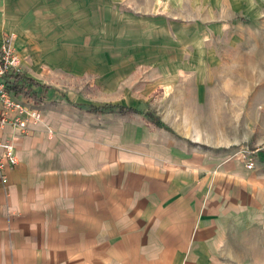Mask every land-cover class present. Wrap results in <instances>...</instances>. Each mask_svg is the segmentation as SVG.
Listing matches in <instances>:
<instances>
[{
    "label": "crops",
    "instance_id": "0c3cea01",
    "mask_svg": "<svg viewBox=\"0 0 264 264\" xmlns=\"http://www.w3.org/2000/svg\"><path fill=\"white\" fill-rule=\"evenodd\" d=\"M99 2L0 0V45L50 85L40 120L0 130L18 161L0 169V264H264V157L172 119L189 113L176 100L203 97L201 62L153 46L140 56L151 62L130 68L149 65L152 78L134 82L94 60ZM190 67L193 96L179 87ZM57 72L74 86L47 82Z\"/></svg>",
    "mask_w": 264,
    "mask_h": 264
},
{
    "label": "rangeland",
    "instance_id": "374dc122",
    "mask_svg": "<svg viewBox=\"0 0 264 264\" xmlns=\"http://www.w3.org/2000/svg\"><path fill=\"white\" fill-rule=\"evenodd\" d=\"M258 4L249 14L246 0H100L89 11L88 49L94 60L121 66L119 76L131 73L127 77L134 82L152 78L149 65L130 68L151 62L150 55L140 56L153 46H164L171 58L179 53L178 60L201 62L203 97L176 100L183 105L174 107L186 105L189 113L172 119L212 143L239 144L248 147L244 154L252 150L264 157V0ZM188 69L184 76L191 82L179 87L193 96L198 84L192 81L195 68ZM81 78L78 87L86 86L85 75ZM45 79L74 86L71 75L59 72Z\"/></svg>",
    "mask_w": 264,
    "mask_h": 264
},
{
    "label": "built area",
    "instance_id": "2783aa9c",
    "mask_svg": "<svg viewBox=\"0 0 264 264\" xmlns=\"http://www.w3.org/2000/svg\"><path fill=\"white\" fill-rule=\"evenodd\" d=\"M19 70V58L9 42L0 45V130L6 124L15 126L18 131L26 129L28 124L41 118L40 109L27 98L14 96L5 86L3 76L7 72ZM244 156H246L244 154ZM17 156L14 146L9 141L0 139V169L5 163L16 164ZM252 159H249L247 166L251 167ZM0 174V179H4Z\"/></svg>",
    "mask_w": 264,
    "mask_h": 264
},
{
    "label": "trees",
    "instance_id": "16d2710c",
    "mask_svg": "<svg viewBox=\"0 0 264 264\" xmlns=\"http://www.w3.org/2000/svg\"><path fill=\"white\" fill-rule=\"evenodd\" d=\"M5 86L16 97H24L32 101L33 104H39L42 100V91L39 95L40 87L44 91L49 90L50 85L39 82L36 78L26 75L22 71L7 72L3 76ZM135 110L131 106H120L119 111Z\"/></svg>",
    "mask_w": 264,
    "mask_h": 264
}]
</instances>
